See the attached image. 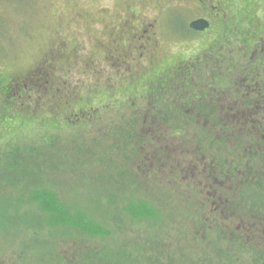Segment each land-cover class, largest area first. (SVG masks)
Instances as JSON below:
<instances>
[{
	"label": "trees",
	"instance_id": "obj_1",
	"mask_svg": "<svg viewBox=\"0 0 264 264\" xmlns=\"http://www.w3.org/2000/svg\"><path fill=\"white\" fill-rule=\"evenodd\" d=\"M246 20L240 22L236 16V25L225 27L223 32L233 33L234 39L222 42L217 37L186 56L182 66L175 64L149 84L144 80L147 88L140 95H135L139 87L130 91L132 99L126 92L106 100L105 115L100 114L86 131L72 132L70 146L54 128L43 134L50 137L44 143L16 146L5 156L0 153L5 166L0 180L9 191L27 186L22 193L39 204L40 211L67 215L63 220L49 215L40 226H33L32 235L62 226H71L81 236L106 234L109 227L83 212L72 214L62 193L41 180L46 169L57 171L66 162V167L97 165L95 176L121 189L122 195L116 194L123 198L119 210L134 221L164 229L167 225L160 223L165 213L170 218L172 209L163 210V200L181 201L173 209L183 215L188 230L175 238L180 243L177 254H169L173 250L166 246L152 248L149 256L137 253L145 264H163L165 256L175 264H264V135L259 132L264 131V122L257 118V105L248 100L264 94V53L263 44L246 51V35L252 32ZM257 83L262 90L253 89ZM5 87L6 94L12 93L9 83ZM76 158L82 163L74 162ZM39 163L45 169L33 168ZM238 220L251 225L237 227ZM3 234L0 230V240ZM6 236L8 244L18 245V235ZM159 242H168L165 234ZM35 243L34 238L19 243L10 262L55 264V255H39ZM134 252L130 258L122 256L118 264H130Z\"/></svg>",
	"mask_w": 264,
	"mask_h": 264
},
{
	"label": "rangeland",
	"instance_id": "obj_2",
	"mask_svg": "<svg viewBox=\"0 0 264 264\" xmlns=\"http://www.w3.org/2000/svg\"><path fill=\"white\" fill-rule=\"evenodd\" d=\"M210 3L215 8L203 9L196 0H0V153L5 156L16 146L44 143L50 137L43 134L53 133L54 128L60 129L70 146L72 132L86 131L100 114L105 115L106 100L122 97L126 92L130 99L140 95L147 88L144 80L148 84L157 80L214 37L221 35L222 42L234 39V34L223 32L222 26L233 23L234 27L236 16L240 22L253 16L252 21L246 20L251 23V31L264 33V0ZM210 11L218 12L221 18L213 20L214 31L196 33L187 29L192 20L207 17ZM140 23L152 28L156 35L149 38H156L159 44L154 47L158 54L150 61L132 59L139 40L138 35L128 32L135 29L136 34ZM124 28L128 32L121 33ZM61 45L63 50H59ZM119 46L127 50L132 60L120 64L117 59L113 65L110 54ZM148 48H153L152 43ZM49 56L55 58L47 59ZM7 83L12 89L10 94H6ZM139 87L142 89L137 94L130 92ZM26 111L33 117H28ZM45 117L50 121H42ZM40 163L33 168L45 169ZM66 164L57 171L46 169L42 182H51L62 193L72 214L83 212L84 217L91 216L109 227L106 234L81 236L71 226H62L35 237L33 226H40L49 215L59 220L67 215L43 213L39 204L22 193L27 186L9 191L0 180V230L5 233L0 240V264H12L10 255L14 247L18 249L19 243H27L31 238L41 251L39 255H55V264H118L122 256L130 258L134 251L136 256L130 264H145L137 253L143 251L149 256L152 248L162 246L173 250L169 254H177L180 243L175 238L188 230L183 215L173 209L180 206L179 199L163 200V210L172 209L171 215L169 218L165 213L160 223L167 227L155 229L121 213L117 204L123 198L116 196L122 195L121 189L105 183L107 178L95 176L99 173L97 165L83 168L80 164ZM4 168L0 163V175ZM240 220L243 222L242 217ZM246 223L237 227L251 225ZM226 226L229 228L227 222ZM12 233L18 235V245L7 243L6 235ZM162 234L168 242H159ZM175 263L169 256L163 260V264Z\"/></svg>",
	"mask_w": 264,
	"mask_h": 264
},
{
	"label": "flooded vegetation",
	"instance_id": "obj_3",
	"mask_svg": "<svg viewBox=\"0 0 264 264\" xmlns=\"http://www.w3.org/2000/svg\"><path fill=\"white\" fill-rule=\"evenodd\" d=\"M201 6H202V8L204 9V8H206V9H211V7H212V9L213 8H215V6H213V5H211V0H196ZM219 13L218 12H214V11H212V13H211V11H210V15H208L207 17H198V18H196V19H200V18H203V19H206L207 21H209V26L207 27V28H205L204 30H194V29H192L191 27H190V24H191V22L192 21H194V20H196V19H194V20H192L190 23H189V25H188V28L191 30V32H196V33H206V32H211V31H214V30H212L213 29V24H215V21H213V20H216V19H221L220 18V15H218ZM225 21V20H224ZM213 22V23H212ZM233 24V23H232ZM120 27H122V25L121 26H119V28ZM225 27H227V24L225 23V25L224 26H222V28H224L225 29ZM131 28V27H130ZM132 28H134V27H132ZM150 29H152V28H150L149 26H148V24H143V23H140V27H139V31L138 32H136V34H135V29H133V30H129V31H131V32H128L125 28L121 31V33L122 32H128V33H131L132 34V36H134V35H138V40L139 41H137L136 40V51L133 53V50H132V48H131V46H130V49H131V53H133V58L132 59H135L136 61H138L139 59H141V60H145V61H147V60H151V59H153V57L156 55V54H158V50H154V47H156V46H158L159 44H158V41H157V39L156 38H149L151 35L152 36H154V35H156V33H153ZM224 31V30H223ZM247 36V38H248V40L246 41L245 40V44H246V46H245V49H246V51H249L250 49L251 50H253L255 47H257V46H259V45H261V44H263V50H262V52L264 53V33H261V34H258V33H254V32H251V34H248V35H246ZM219 39H221V35H219V36H217ZM217 37L215 38H213L210 42H208V43H206V44H204L205 46H207L208 44H211V43H213L216 39H217ZM149 43H152V46H153V48L152 49H149L148 47H149ZM147 45V47H145ZM204 46V47H205ZM128 48H129V46H128ZM202 48V47H201ZM64 49V47L61 45L60 47H59V50H63ZM124 49V47H121V46H119V47H117V48H114L112 51H111V54H110V56L114 59V63H113V65L115 64V61L117 60V59H119V61H121L120 62V64H124V63H126L127 62V60H132L131 58H129V55L130 54H128L127 53V50H123ZM195 53V52H194ZM55 58V56H49L47 59H54ZM45 60L44 62H42L41 64L43 65V64H45V62H47L48 60ZM149 60V61H150ZM49 62H52V60H50ZM184 62H185V60L182 58L181 60H180V66H182L183 64H184ZM42 67V66H41ZM41 67H39L38 69H40ZM253 89H260V90H262V87H259V84L257 83V84H254V87H253ZM254 94H258V93H255V92H253ZM260 93V92H259ZM264 94H263V92H262V96H263ZM251 97V98H249L248 100L250 101V102H252L253 104H255V105H257V107L256 108H254V110L255 111H257L258 113H256L257 114V118L258 119H260L261 121H263L264 122V98L263 97ZM259 106H262V107H259ZM84 111H86V110H84ZM264 124V123H263ZM263 124H260V126H262ZM257 128H259V127H257ZM258 130V129H257ZM259 131V130H258ZM257 131V132H258ZM262 135H264V131L262 132V131H259Z\"/></svg>",
	"mask_w": 264,
	"mask_h": 264
},
{
	"label": "water",
	"instance_id": "obj_4",
	"mask_svg": "<svg viewBox=\"0 0 264 264\" xmlns=\"http://www.w3.org/2000/svg\"><path fill=\"white\" fill-rule=\"evenodd\" d=\"M209 26V21L206 19L200 18L191 22L190 27L194 30H204Z\"/></svg>",
	"mask_w": 264,
	"mask_h": 264
}]
</instances>
